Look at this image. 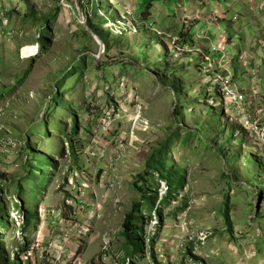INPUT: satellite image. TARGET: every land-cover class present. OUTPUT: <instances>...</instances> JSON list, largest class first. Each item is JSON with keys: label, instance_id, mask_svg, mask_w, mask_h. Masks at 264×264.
Here are the masks:
<instances>
[{"label": "rangeland", "instance_id": "374dc122", "mask_svg": "<svg viewBox=\"0 0 264 264\" xmlns=\"http://www.w3.org/2000/svg\"><path fill=\"white\" fill-rule=\"evenodd\" d=\"M191 1L0 0V264H264V136L244 126L260 98L229 106L199 54L151 30L225 44L250 95L258 59L238 54H262L264 7L247 21L212 0L222 22L184 28Z\"/></svg>", "mask_w": 264, "mask_h": 264}, {"label": "built area", "instance_id": "2783aa9c", "mask_svg": "<svg viewBox=\"0 0 264 264\" xmlns=\"http://www.w3.org/2000/svg\"><path fill=\"white\" fill-rule=\"evenodd\" d=\"M196 2V0H194ZM264 4V2H262ZM202 5L198 4L197 8L195 9V13L189 17H185L183 23L184 28L190 27V26H197L200 21L207 22L206 25L209 26H217L222 22L223 15L225 14V11L221 10V8L216 9V11H210L204 13L202 11ZM180 12H186V8H181L179 9ZM196 14V15H195ZM177 15V12H176ZM1 17V16H0ZM123 19H126L129 21L130 27L129 29L132 31H136L138 26V21L135 19H130L127 17H123ZM236 20V16L232 18L231 22L234 23L233 21ZM0 29L5 25V21L0 18ZM3 25V26H2ZM123 21L122 20H117V21H109L107 23V27L109 29H118V30H124L123 27ZM151 30H153L156 35L158 36H164L168 38L171 41L172 47L175 48L179 53L182 52L183 50H190L191 53H197L199 54V57L202 58L203 63L200 66V70L205 73L209 74L212 78V81H214V85L220 89V92L222 94V97L228 101L226 104H229V106L234 107L235 105L237 106H246L248 108L249 104L256 99L257 97L260 98V103L261 107L259 108L258 112L262 113V117H254L252 115H248L247 118L244 121V126L248 127L250 129L251 135H254L256 133H261L264 136V92L263 89H261L258 86H255L254 88L250 89V95H245L244 91L248 93L249 91L242 90L237 83H235L230 75L227 74V66L231 62V59L225 57V44L224 45H219L216 46L215 43L212 45H208L205 47L203 43L199 39L207 38L206 35H203L200 37L199 35L196 36V40L194 42H198L196 44H201L197 47V45H190L186 44L183 46H177L179 43V39L172 34V31H167V32H161V31H156L153 27H151ZM207 34V33H206ZM210 40V39H209ZM259 45H260V50L261 53L264 54V33L259 35ZM205 48V49H204ZM25 47L22 48L21 54H23ZM174 49V50H175ZM224 51V52H223ZM223 55H217V54H222ZM209 66L203 69L205 66ZM223 69H219V68ZM220 73V74H219ZM231 78V80H229ZM250 102V103H249ZM242 112L244 109L241 110ZM21 216L18 213V216L15 217V221L18 222L20 221ZM19 225V224H18ZM20 226V225H19Z\"/></svg>", "mask_w": 264, "mask_h": 264}, {"label": "crops", "instance_id": "0c3cea01", "mask_svg": "<svg viewBox=\"0 0 264 264\" xmlns=\"http://www.w3.org/2000/svg\"><path fill=\"white\" fill-rule=\"evenodd\" d=\"M214 1H212V0H203V3H201L200 0H196V2H194V0H192L191 3H190V7H188L187 11H190V13H193V11H195V9L197 8L198 4H201L202 8H205V9L207 8V10H213L215 8ZM225 2H226L225 8L227 9V12H230V11L232 12V10L235 9L236 10L235 13L238 12L241 15V17H243V19H245V18L247 19V16L252 17V15L256 14L257 12L260 15L259 12L263 11L262 8L264 7L262 5H261L262 7L261 6L257 7L256 6V3H257L256 0H243L242 2H241V0H225ZM148 14L150 15L149 12H148ZM245 14H246V17H245ZM243 19L241 18V22L240 23H241V26H242V28H241L242 31L241 32L244 34L245 33V29L248 26H250V25H248L247 23H244L245 21ZM247 21H248V19H247ZM253 22H254V20H253ZM259 23L261 24V27L258 26ZM254 24H255V26H254ZM254 24H253V26L255 28H256V26H258L257 30H256V36L264 33V28H262L264 26V15L259 18L258 22H254ZM195 27H193L192 29H194ZM260 29H262V31H260ZM242 54L247 55V58H249L251 63H255V61H257V59H258L257 64H259V66H260L259 67L260 73H259L258 77H255V78L251 77V78H253L252 80L248 79V76H247L246 79L240 80V83H242V85H245L246 88L249 87V86H247L249 84L250 85L251 84L252 85H257L261 89H263V92H264V54H260V52L257 50V48H253L251 46V44L249 45V48H247V46H245V50L239 51L238 58H240L242 63L244 64V61L242 59ZM217 55H220V54H217ZM245 55L243 56V58L245 57ZM233 62H235V68H236V64L240 63L239 61H237V57H236V59ZM232 64H229V66L230 65L232 66ZM235 72H236V69H235ZM240 74L241 73H238V77H240ZM240 87H242V86L240 85Z\"/></svg>", "mask_w": 264, "mask_h": 264}, {"label": "trees", "instance_id": "16d2710c", "mask_svg": "<svg viewBox=\"0 0 264 264\" xmlns=\"http://www.w3.org/2000/svg\"><path fill=\"white\" fill-rule=\"evenodd\" d=\"M146 14H148V10L145 12ZM87 24H88V26L90 27V29L92 30V31H94L95 30V25H93L92 23H91V21L90 20H87ZM95 32V31H94ZM230 64V63H229ZM228 64V65H229ZM218 88V87H217ZM34 155H37V154H34ZM45 162H51V160L50 159H47ZM40 166H42L41 164H42V162H39L38 163ZM164 179L166 178V177H163ZM167 180L169 181L168 182V184L169 185H171V180L167 177ZM142 203L144 204V205H147L150 209L153 207V200H152V198L150 197V196H148V195H145V196H142ZM138 207L140 206L141 207V205H137ZM137 210V209H136ZM228 218V217H227ZM135 217H134V214H132V215H128L127 217H126V219H125V222H124V229H125V233L126 234H128V233H139L140 235H141V232H140V230H142V229H139L140 227H137V225H135ZM0 221L1 222H3L5 225H6V219H5V217L4 216H1L0 215ZM133 240H134V254L135 253H137L138 251H140V250H142V247H141V245L139 244V241L135 238H133Z\"/></svg>", "mask_w": 264, "mask_h": 264}, {"label": "bare ground", "instance_id": "6f19581e", "mask_svg": "<svg viewBox=\"0 0 264 264\" xmlns=\"http://www.w3.org/2000/svg\"><path fill=\"white\" fill-rule=\"evenodd\" d=\"M94 38H95V40H96L98 43L102 44L101 41H100V39H99V37H97L96 35H94ZM26 51H28V52L31 51L30 46H27L26 49H24V52H26Z\"/></svg>", "mask_w": 264, "mask_h": 264}, {"label": "water", "instance_id": "95a60500", "mask_svg": "<svg viewBox=\"0 0 264 264\" xmlns=\"http://www.w3.org/2000/svg\"><path fill=\"white\" fill-rule=\"evenodd\" d=\"M91 31V30H90ZM95 35V34H94Z\"/></svg>", "mask_w": 264, "mask_h": 264}]
</instances>
